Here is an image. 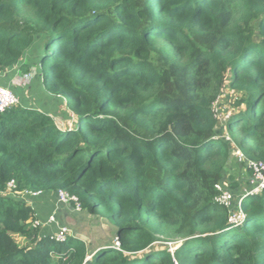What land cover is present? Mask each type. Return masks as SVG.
Returning a JSON list of instances; mask_svg holds the SVG:
<instances>
[{
	"label": "trees",
	"instance_id": "trees-1",
	"mask_svg": "<svg viewBox=\"0 0 264 264\" xmlns=\"http://www.w3.org/2000/svg\"><path fill=\"white\" fill-rule=\"evenodd\" d=\"M38 38L43 84L77 125L0 112V264H264V187L241 225L215 200L232 158L215 111L226 80L232 142L264 162V0H0V72ZM59 189L114 226L110 244L34 225L23 194Z\"/></svg>",
	"mask_w": 264,
	"mask_h": 264
},
{
	"label": "rangeland",
	"instance_id": "rangeland-1",
	"mask_svg": "<svg viewBox=\"0 0 264 264\" xmlns=\"http://www.w3.org/2000/svg\"><path fill=\"white\" fill-rule=\"evenodd\" d=\"M37 41L38 45H41V38H38ZM61 97L64 101L61 105V110L64 111L67 109L71 113L72 111L67 106L66 98L63 95H61ZM237 97V92L229 88L228 81L226 80L221 95L215 104V111H217L219 118L220 136L232 144V158L224 171L223 180L220 183L223 184L225 188L234 190L236 198H238V195L240 194H246L249 192L252 194L262 193L264 187L263 181L261 182L258 180L254 174V171L249 167V162L243 160L242 157L239 156L240 149L233 144L232 138L226 129L227 119L235 109L234 104L237 100ZM30 108L34 109L35 107L30 106ZM76 118L78 119L77 115ZM59 127L62 129L73 128V122L71 120H64L61 122ZM23 195H25L24 198L29 201L27 191L26 194ZM49 206V212L51 211V213H56L57 216L60 214V216L63 217L64 211L60 206H55L53 200H51L47 207ZM69 207H72L73 213V217L70 220L71 223H67L71 229V234L87 240L91 252L94 248H96L98 245L97 243H102L101 238H104V243L110 244L111 239L115 235V229L112 224H110L107 220H103L100 217L90 214L82 208L78 210L72 204L69 205ZM46 213L48 214V211H46ZM18 240L22 242L21 238L19 237ZM181 244L182 241L178 239L175 241L172 240L159 242L157 245L159 247H168L169 250L173 252ZM88 258H90V256Z\"/></svg>",
	"mask_w": 264,
	"mask_h": 264
},
{
	"label": "crops",
	"instance_id": "crops-1",
	"mask_svg": "<svg viewBox=\"0 0 264 264\" xmlns=\"http://www.w3.org/2000/svg\"><path fill=\"white\" fill-rule=\"evenodd\" d=\"M41 48V45L33 46L18 64L0 72V84L13 89L22 106L27 108L34 106V109L49 114L53 117L57 126L64 120H71L73 127H75L77 125L76 114L74 112L70 113L67 109L61 110V105L64 102L61 94L51 93L45 89L39 60ZM24 63H27L30 68L27 73L22 70ZM26 74H31V76L26 77ZM51 200L57 206L56 192H46L37 198H29V202L36 210L37 218L42 221L47 220L49 213H51V211L49 212L50 206L47 207ZM61 209L64 214L63 217L59 214L58 221L64 224L71 223L70 220L73 217L72 207L61 206ZM46 211H48V214ZM41 228L42 233L48 235L56 229V226L49 224Z\"/></svg>",
	"mask_w": 264,
	"mask_h": 264
},
{
	"label": "built area",
	"instance_id": "built-area-1",
	"mask_svg": "<svg viewBox=\"0 0 264 264\" xmlns=\"http://www.w3.org/2000/svg\"><path fill=\"white\" fill-rule=\"evenodd\" d=\"M31 74H26V77H30ZM20 104L19 97L15 94L13 89L8 86L0 84V112H5L9 108ZM240 157L243 160L249 162V167L253 169L254 174L258 180L264 183V162L262 161H252L245 157V155L239 151ZM10 187H15L14 181L9 183ZM217 189L219 191L215 200L223 206H226L230 209V220L237 225H241L245 219V214L242 210V201L246 196L252 193L240 194L238 198H236V194L233 190L225 188L223 184L218 183ZM44 191H27V195L29 198H37L43 195ZM56 201L57 206H69L71 204L75 205V208L80 210L82 208L81 201L76 195L70 194L68 191L63 189H59L56 191ZM235 209V210H234ZM55 225L56 229L49 235L57 241L64 242L67 237L71 234V229L67 224L60 223L58 221V216L56 213H51L47 220L42 221L39 218H36L34 221V225L43 227L45 225ZM42 229V228H41ZM116 247L120 248V243L116 240Z\"/></svg>",
	"mask_w": 264,
	"mask_h": 264
}]
</instances>
